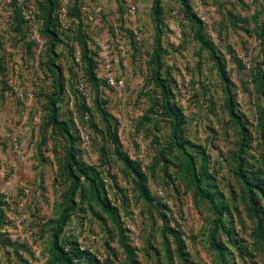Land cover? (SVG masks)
Masks as SVG:
<instances>
[{
    "label": "rangeland",
    "instance_id": "rangeland-1",
    "mask_svg": "<svg viewBox=\"0 0 264 264\" xmlns=\"http://www.w3.org/2000/svg\"><path fill=\"white\" fill-rule=\"evenodd\" d=\"M183 1L205 17L204 48L181 0H160L161 52L153 0H68L65 15L58 0L55 35L43 0H0V264H60L52 233L65 213L58 242L86 253L78 264H264V198L241 176L264 190V0ZM71 147L111 214L84 179L66 202ZM192 166L226 207V230L195 194Z\"/></svg>",
    "mask_w": 264,
    "mask_h": 264
},
{
    "label": "trees",
    "instance_id": "trees-1",
    "mask_svg": "<svg viewBox=\"0 0 264 264\" xmlns=\"http://www.w3.org/2000/svg\"><path fill=\"white\" fill-rule=\"evenodd\" d=\"M43 10H44V29L46 32H52L55 35V31H51L52 28H56L57 27V19L55 16H53V11L58 7V0H43ZM181 7H182V14L185 20H187L188 25L190 24V30H194L191 35L194 37L195 41H196V45L198 44L200 46V48H204L205 47V40L203 38L202 35V29L201 26L203 27L202 22L200 21V19L197 17V15L195 13L192 12L191 8L186 4L185 1L181 0ZM160 11H161V7H160V0H153V3L151 5V14H152V19L155 22V44L158 47L159 52H161V47H160V20H159V15H160ZM84 47V46H83ZM159 52H156L154 55V67H155V73L152 75V77L154 78V80L157 82V84L160 86V88L162 89V103H161V107L165 110V112H167V115L170 116V124H172V130H173V138H177L176 135H179V133L177 134L176 130L178 128V114L176 112V109H172L169 105V100H168V96L170 94V91H168V89L163 85L162 83V79L159 78V70H160V58L159 56ZM264 53V50H263ZM255 74H256V78L259 79L260 82V90H261V98L262 101L264 103V55H263V63H259L256 68H255ZM178 110V109H177ZM52 114L55 112L54 110L51 111ZM230 115H233L232 113H230ZM259 121H260V128L262 129V131H264V106L262 111L260 112L259 115ZM49 124H53L54 127H57V131H59L60 133H62L65 136H69L71 138V136L69 135V131L67 128V124L62 121L59 122L56 120V117H54L53 115H51L48 119ZM107 129L109 130V126L107 127ZM107 130V131H108ZM241 136L243 137L242 133ZM111 142L115 145L114 146V152L116 154V156L118 157L119 160H121L128 168H132V170L134 171V173L138 176L141 177V171L139 169V167L136 166V163H134L133 161H131L130 159L126 158V156L119 150L117 149V138L116 135L111 133L109 136ZM173 145L176 146L175 143H173ZM69 155H70V160L66 162L65 164V169L66 172L68 173L69 176L72 177V186L71 189L69 191V193L65 196H68V199L66 202H69V197L74 194L77 185L79 183V180L84 179L85 181H87V183L89 184L91 190L96 194L95 196H97L98 201L103 205V207L106 209V211L111 214V210H113L112 207H110L109 203L107 202V200H105V198L103 199L102 197H100V191L99 188L97 186V182L94 180V178L92 177V173H95V171L91 168H84V167H79L77 165V160L74 158L76 153L75 150L71 147L69 150ZM191 168V176H192V180L195 183V194L200 197L203 201H206L209 204V208L212 212V214L215 216L216 221L219 222V225L222 227V229H225V225L223 223V221L226 218V207L218 205L216 197H214L213 194L205 192L203 190L202 187V181L199 179V177L196 175L194 167H190ZM77 174V175H76ZM242 181L244 183V185L246 186H253V188L255 189L256 192L260 193L261 197L264 198V190L263 188L259 185V184H252L251 183V179H249L248 177H244V175L242 174ZM139 177V178H140ZM141 187H143V184H140ZM250 191V189H249ZM251 204H252V211L254 213V215L256 216V218H259V215L257 213V209L255 208V203L251 200ZM68 217V213H65L63 218L60 221H57L55 223V227L53 229V233H52V245H51V249L52 251H54V253H56V258L58 259V261L60 262V264H78L76 263L77 261L73 260L74 257L75 258H79L80 255H84L86 254L85 252H80L77 249H74V251H71V247L70 249H65L64 247H61L60 243L58 242V235L62 230V226L63 224H65L66 220ZM59 222V223H58ZM260 224V220L258 222ZM260 237L263 238V234H260ZM77 260V259H76ZM75 261V262H74Z\"/></svg>",
    "mask_w": 264,
    "mask_h": 264
},
{
    "label": "built area",
    "instance_id": "built-area-1",
    "mask_svg": "<svg viewBox=\"0 0 264 264\" xmlns=\"http://www.w3.org/2000/svg\"><path fill=\"white\" fill-rule=\"evenodd\" d=\"M59 1H60V11H61L62 15H65V13H66L65 9H66V5L68 3V0H59ZM133 10H134V7L132 5V7H130L129 11L131 12ZM192 44H195V43L192 41ZM246 67L247 68L249 67V63H246ZM65 249H67V248H65Z\"/></svg>",
    "mask_w": 264,
    "mask_h": 264
},
{
    "label": "crops",
    "instance_id": "crops-1",
    "mask_svg": "<svg viewBox=\"0 0 264 264\" xmlns=\"http://www.w3.org/2000/svg\"><path fill=\"white\" fill-rule=\"evenodd\" d=\"M193 12V11H192ZM173 13H175V12H173ZM194 13V12H193ZM197 17L199 18V19H201V20H205V17H199V14L197 15Z\"/></svg>",
    "mask_w": 264,
    "mask_h": 264
}]
</instances>
